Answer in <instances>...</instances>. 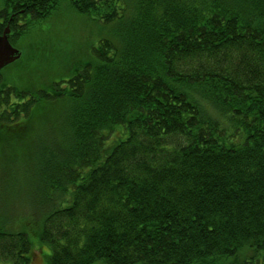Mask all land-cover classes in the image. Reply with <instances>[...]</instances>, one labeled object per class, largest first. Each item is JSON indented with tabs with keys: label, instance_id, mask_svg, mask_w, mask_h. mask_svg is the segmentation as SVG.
I'll use <instances>...</instances> for the list:
<instances>
[{
	"label": "trees",
	"instance_id": "trees-1",
	"mask_svg": "<svg viewBox=\"0 0 264 264\" xmlns=\"http://www.w3.org/2000/svg\"><path fill=\"white\" fill-rule=\"evenodd\" d=\"M65 9L86 56L0 70V177L38 208L1 218L0 264H264V0H3L0 33Z\"/></svg>",
	"mask_w": 264,
	"mask_h": 264
},
{
	"label": "rangeland",
	"instance_id": "rangeland-1",
	"mask_svg": "<svg viewBox=\"0 0 264 264\" xmlns=\"http://www.w3.org/2000/svg\"><path fill=\"white\" fill-rule=\"evenodd\" d=\"M2 1L0 0V4ZM89 30L93 31L94 34L90 36ZM43 38L53 40L55 48H60L63 54L70 52L78 55L76 59H82L86 56V51L82 49V45H86L87 42H91V44L96 43L99 38L98 27L72 10L65 9L58 14H54L46 21L41 22L37 27L32 28L26 36L17 39L13 43V47L21 52V57L28 44L37 43ZM43 65L47 72L42 82L48 81L57 71L56 69H52L48 63H44ZM33 68L34 65H27V68L22 72H17L14 67H10L9 69L4 68L1 71L3 76H7L8 80L15 82V84L17 83V86L21 85L20 81L24 80H29L28 84L34 86L38 82L33 79L37 74V70ZM29 85L27 86L30 87ZM14 179L15 181L9 179L6 181L0 177V220L3 216H6V219L8 217L12 218L15 225H24L26 216L23 214L27 213L29 215L31 211L37 212L36 209L38 208L34 207V204L31 206V196L32 193L34 194L33 185L28 183L24 178ZM32 217H34L32 214L28 216L30 219ZM7 225L9 226L8 222ZM43 246L45 247L43 254H48L49 249H47V245ZM34 261V264H41L38 254L35 256Z\"/></svg>",
	"mask_w": 264,
	"mask_h": 264
},
{
	"label": "water",
	"instance_id": "water-1",
	"mask_svg": "<svg viewBox=\"0 0 264 264\" xmlns=\"http://www.w3.org/2000/svg\"><path fill=\"white\" fill-rule=\"evenodd\" d=\"M8 33L9 29L6 27L0 34V70L20 57L19 50L12 47L9 43L7 38Z\"/></svg>",
	"mask_w": 264,
	"mask_h": 264
}]
</instances>
